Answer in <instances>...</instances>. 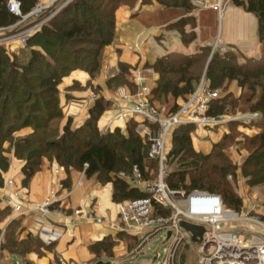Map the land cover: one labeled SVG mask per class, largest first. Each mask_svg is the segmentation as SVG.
I'll return each mask as SVG.
<instances>
[{
    "label": "trees",
    "instance_id": "16d2710c",
    "mask_svg": "<svg viewBox=\"0 0 264 264\" xmlns=\"http://www.w3.org/2000/svg\"><path fill=\"white\" fill-rule=\"evenodd\" d=\"M19 1L22 13L26 15L39 0ZM135 1L72 0L29 38L31 55L24 63L16 55H11L6 47L0 46V187L5 185L4 173L10 167V158L6 155L7 150L3 148V144L9 141L15 156L25 160L22 169L25 186L40 171L42 159L47 157L57 160L67 171L74 168L84 172L88 178L96 176L102 184L112 182L114 202L147 196L117 175L122 169L133 170L136 165L143 176H148L146 167H156L157 164L149 156V142L136 133L134 120L128 123L127 133L120 127L113 131H101L98 121L111 107L112 102L100 96L90 108V116L83 125L73 128L71 117L62 127L60 123L64 119L59 90L62 79L77 69L87 71L91 78L98 75L102 68L103 50L114 41L116 11L121 5H133ZM156 1L165 7H179L188 12L187 16L170 24L168 28L178 30L184 44L192 43L197 38V17L193 13L197 5L194 0ZM231 1L234 5L256 14L258 36L263 41L264 0ZM8 2L9 0H0V27L8 28L21 19L9 11ZM142 2L150 4L153 0ZM188 26L192 29L188 30ZM212 49V46H203L191 55L172 52L159 57L152 65L147 64L146 66L160 74L157 86L153 89L154 97L172 96L174 102L169 105L170 111H177L178 99L190 94L195 88V82L200 80L194 75H188V70L193 64L206 60ZM120 67L121 74L130 71L126 64L121 63ZM173 75L179 77L175 78ZM263 76L264 55L258 59L248 58L240 63L231 49L215 51L206 73V79L210 81L213 89L220 88L226 81H237L240 87L256 89L259 83L254 80ZM115 79H110L108 84L112 86ZM128 85L136 90L131 82ZM261 87L262 98L251 105V111L263 113L264 118V81ZM227 98L225 96L213 100L208 114L219 116L230 110L234 100L228 101ZM258 126L261 131L249 137L250 142L257 148L242 166L251 186L264 185V120ZM24 127H31L33 132L24 137H14L13 134ZM193 129L194 124L182 125L173 133L169 164L179 165L170 171L167 180L170 187L174 190L198 189L218 193L228 206L237 211L241 210L243 200L228 180L229 174H236V168L222 148L228 135L221 142L214 143L212 151L205 154L196 151L193 146ZM63 184L71 187L70 177ZM155 208L158 215H168L170 212L159 205ZM9 210L11 211L9 207L0 209V215ZM262 219L264 220V216ZM17 225L21 226L20 221H11L5 232L0 227V250L24 256L34 251L25 242L37 246L39 240L30 235L26 240L18 241L16 231L13 230ZM3 234L6 235L4 243L1 241ZM21 245H24L23 249H20ZM113 245L111 237L104 238L93 244L91 250L99 257Z\"/></svg>",
    "mask_w": 264,
    "mask_h": 264
},
{
    "label": "crops",
    "instance_id": "0c3cea01",
    "mask_svg": "<svg viewBox=\"0 0 264 264\" xmlns=\"http://www.w3.org/2000/svg\"><path fill=\"white\" fill-rule=\"evenodd\" d=\"M203 1L194 0L197 5L193 12L197 17V38L189 45L183 43L178 30L168 28L170 24L188 15L185 9L165 7L156 0L150 4L136 0L133 5H121L116 11L114 41L104 50L102 68L98 75L91 78L87 71L77 69L62 79L60 84L61 105L64 111L62 126L70 117L73 121V128L83 125L90 116V108L95 104L96 99L103 96L111 101L112 105L98 121L99 129L107 131L120 127L124 133H127V124L114 119L121 95L118 90H112L108 86V81L120 74L121 63L130 67L133 76L137 75L139 69L150 68L146 65L154 64L159 57L172 52L191 55L203 46L215 47L218 41L228 49L240 50L246 58H259L264 55V40L259 39L258 18L255 13L234 5L231 0H223L224 6L220 13L211 6H202ZM216 1L218 0L212 2ZM245 17L252 18L257 26V39L256 42L254 41V45L250 48H241L236 44H224L219 35L221 18L222 36L226 22V35L230 41H234L233 38L238 35L237 30L241 25L239 22ZM187 29L191 30L192 27L188 26ZM178 42H181V45ZM14 43L18 47L21 46L19 39ZM238 61L243 63L245 60L238 58ZM149 76L151 80L154 79L150 85L155 88L156 80L159 79L160 74L154 71ZM76 82L83 87L82 90L72 88ZM90 82H92V86L88 84ZM229 88L230 92L235 94L240 101L238 82H230ZM248 105L250 106V104ZM247 130L252 136L260 131L258 127ZM227 131L226 124H223L222 128L218 126L214 130L198 127L196 134L192 136L194 148L205 154L210 153L214 143L219 142ZM3 148L10 150L8 142L3 144ZM6 155L10 158V167L4 173V178L5 180L13 179L14 184L4 188L0 187V209L7 207L11 209L8 196L19 190L23 199V212L18 213L11 210L10 216L5 223L0 224V227L4 230L2 226L12 220H18L21 223L18 232L20 238L25 239L30 235L39 237L44 243L52 245L49 247L52 252L46 251V255L40 257L37 252L33 251L24 257L8 250H0V262L2 264H59L61 260H75L84 264L95 261L97 255L92 252L91 246L109 235L116 236L121 224L118 221L117 203L113 201V183L102 184L96 176L88 178L84 172L74 168L67 171L56 161L52 162L44 158L41 170L32 177L29 185L25 186L23 185L25 175L22 170L25 161L18 159L13 149L6 152ZM68 177L71 179V187H66L63 184ZM48 198L55 203L53 207H49L50 212L30 213L29 209L35 205L43 204ZM55 207L61 209L62 212L55 211ZM80 207H84L88 212L94 211L97 216L106 218V221L104 223L92 222L85 215L75 214V210ZM128 235L136 241V237ZM136 253L130 248V251L128 249L123 251L122 254L126 255L124 258L114 256L108 259L118 260L120 264H123L125 259ZM102 259L99 258L94 263L102 264L100 262Z\"/></svg>",
    "mask_w": 264,
    "mask_h": 264
},
{
    "label": "built area",
    "instance_id": "2783aa9c",
    "mask_svg": "<svg viewBox=\"0 0 264 264\" xmlns=\"http://www.w3.org/2000/svg\"><path fill=\"white\" fill-rule=\"evenodd\" d=\"M212 1L204 0L201 5L211 6L221 13L223 0L214 3ZM51 3L52 0H39L34 9L24 15L21 2L9 0L10 12L23 19L34 17L33 22L37 21L27 32L20 35L22 47L27 48L29 38L57 12L50 11ZM5 29L6 27H0V46L5 44L9 50L10 46L7 44L11 43V38L3 35ZM214 49L226 51L227 48L218 41ZM151 72H154L151 67L142 68L138 70L137 75L132 76L130 82L135 85L136 90L129 85L118 90L121 101L114 119L127 125L134 120L136 133L149 142V156L157 162L156 167H146L148 176H143L136 165L133 167V176H126L124 173V176H119L131 187L147 194L145 197L129 199L125 204L117 203L118 215L121 218L119 228L136 237L137 253H141L154 237L167 233L164 255L156 253L152 264H184L182 256L190 245L195 250L197 264H264V220L260 213H240L230 209L218 193L198 189L174 190L167 181L170 174L169 154L172 149L167 147V140L170 135L173 137L175 129L182 125L194 124L214 130L231 120L226 115L208 114L212 101L221 97L219 90L213 89L210 81L204 76L190 94L180 98L178 110L171 112L168 104L162 105L154 97V88L150 85L154 80L149 76ZM259 114H241L235 119L251 122ZM12 184L13 179L5 180L6 186ZM8 203L12 212H23L22 198L17 191L8 196ZM52 203V199L48 198L43 204L36 205L29 211L31 214L39 211L50 212ZM156 205L169 209V214H155ZM80 208L75 210L76 214L82 212ZM91 218L99 223L104 222L102 217ZM182 220L203 226V236H198V241H193V234L181 225ZM240 221H248L252 230L240 229ZM169 232L171 234L168 236ZM59 264L80 263L75 260H61Z\"/></svg>",
    "mask_w": 264,
    "mask_h": 264
},
{
    "label": "rangeland",
    "instance_id": "374dc122",
    "mask_svg": "<svg viewBox=\"0 0 264 264\" xmlns=\"http://www.w3.org/2000/svg\"><path fill=\"white\" fill-rule=\"evenodd\" d=\"M71 1L72 0H52L50 11H53V12L57 11V12L55 14H53L52 17L47 19L45 24L48 23L59 12L57 9H59L62 5H65V4L67 5ZM43 14L44 13H42V15ZM34 20H35L34 17L30 18V19H23L21 17V19L18 22H16L15 24L6 28L3 31L4 36H9L11 38V40H10L11 43L7 44L8 46H10L9 47L10 54L16 55L18 57L19 61L22 63H24L29 58V56L31 55V48L30 47L22 48L21 46L18 47L16 45L17 43L15 42L16 43L15 44L14 41L19 39L20 35L27 32L28 29H30L34 24H36L37 21L33 22ZM239 23L241 25H239L238 30H237L238 35L233 38L234 41H230L226 35V22H225L224 35L222 36V29H223L222 24L223 23H222V18H221V20L219 21V32H220L219 35L222 38V42L224 44H236V46H239L241 48H243V47H249L250 48L254 45L253 43H254V41L256 42V39H257V26L255 25V22L252 21V18L250 19L247 17L240 20ZM239 29H240V31H239ZM178 44L181 45V42H178ZM4 47H6L5 44H4ZM189 47H185V48H189ZM105 48H104V50H105ZM104 50H103V56H104ZM227 50H229V49L227 48L226 51ZM215 51H217V50H215L213 47V49L210 51L209 57L206 60H203L201 62L193 64L192 67L188 70V75H194L195 77L200 78V80L204 76L206 77L208 64H209V62L212 58V55L214 54ZM220 51H222V50H220ZM231 51H232V53L237 55V58H241V59L243 58L245 61L248 59L238 49L231 50ZM222 52H224V51H222ZM254 59H258V58H254ZM102 62H103V58H102ZM120 71H121V67H120ZM152 73L153 72H151L150 74H152ZM177 75H180V74H177ZM177 75H173V77L178 78L179 76H177ZM131 78H132L131 71H128L126 74H121V72H120V74L117 77L111 78V79H115L112 83V86H110L109 84H108V86L112 90H119L121 87L128 85V83L131 81ZM158 80L159 79H157L156 82H158ZM254 81L255 82L257 81L259 83V85L256 89H250L249 86L240 87V90H239L240 101H238V98L235 94L230 92V90H229L230 89L229 88L230 82L226 81L223 86L218 88L221 97L227 96L228 101L234 100L233 107H230V110H228L225 114H223V115L229 116L231 120L228 121L227 123H224L228 126V131L223 135V137L225 135H228V138L223 142L222 148H224L225 154L231 159L233 165H235V168H236L235 169L236 174L235 175L229 174L228 180L232 183V186L234 187L235 191L238 193V195L243 200L242 208L238 212H240V213L245 212V213H250V214L258 212L261 214V216H264V185L251 186L248 183V178L245 177V175L243 173V169H242V166L245 163L248 156L257 148L256 145H254L250 142L249 137H252V135H250L248 133L247 129L253 130L254 127H258L261 131V128L258 125H261V123H263V120H264L263 113L259 112L260 113L259 116L255 117V119L251 120V122H249L246 119H235L236 117H238L241 114H248L249 115L250 113H253L251 111V105L256 103L257 101H259L262 98L263 89L261 87V84L264 81V76L261 77V79L254 80ZM88 84L92 86V82H90ZM196 84H197V82H195V85ZM72 88L78 89V90L83 89V87L78 82H76L72 86ZM59 90H60V85H59ZM60 92H61V90H60ZM156 99L162 105H164L165 103L168 105H172L174 102L172 96H168V97L162 96V97L156 98ZM248 104H250V106ZM60 123H61V127H62V121ZM222 126H223V124L220 125L219 127L222 128ZM197 128H198V126L195 125V129H193V131H192V136L194 134H196ZM32 132H33V129L31 127H24V128L17 130L13 135H14V137L18 138V137L27 136V135L31 134ZM223 137L221 138V140L223 139ZM192 140L194 141V139H192ZM221 140L219 142H221ZM7 142H8L9 149H10L9 151L7 150V152H10L13 149V146L11 145V143L9 141H7ZM172 143H173V137H172V135H170L168 137V140H167V147L172 148V146H173ZM193 146H194V142H193ZM220 149H221V147L218 148L217 150H220ZM231 152H234V153H231ZM229 153H231V154H229ZM44 158H47V157H44ZM43 159H42V161H43ZM47 159H49V158H47ZM50 161H52V162L56 161L57 162V160H55V159L50 160ZM178 165H179L178 163L171 164L169 167V170L172 171V170L176 169L178 167ZM60 166H62V165H60ZM62 167H64V166H62ZM123 170L124 169L120 170L117 173V175L118 176H124V175L133 176L134 175L133 170H131V171L128 169H125L124 171ZM123 173H124V175H123ZM156 176L157 175H155V177ZM151 177L153 178L154 176H151ZM188 181H189V178H188ZM4 187H7V186L4 185L3 188ZM17 192L19 193V190ZM126 201L127 200H124L121 202H115V203H122V204L124 203L125 204ZM53 205H55V203L51 204L52 207H53ZM226 205L228 206L227 203H226ZM228 207L230 209H234L230 206H228ZM80 209H82V212L79 213V215H85L87 217V219L92 221V222H97V221L93 220L91 218V216H93L94 218H101L100 216H97L94 211H90V212L85 211L84 207H82ZM54 210L62 212L61 209H57L56 207ZM6 213H7V215H5ZM6 213L0 215V222H1L0 224L5 223V221L10 216L11 211L10 210L6 211ZM154 213L156 214V210L154 211ZM102 218H103V221L105 222L106 218H104V217H102ZM118 221L121 223L120 217H119ZM104 222H102V223H104ZM10 223L11 222L6 224L5 226L1 225L2 227H4V232L6 231V227ZM97 223H99V222H97ZM14 227H15V229L13 227L12 228H13V230L16 231L18 241L26 240L27 238L24 239V238H20L18 236L20 226L17 225ZM238 227H241L240 229L246 230V231L252 230L250 223L248 221L238 222ZM118 229H119V232L117 233L116 236L109 235V236L105 237V238L111 237L113 242H114V245L109 249V251L102 253L101 256H99V257L97 256L95 261H97L99 258H103L100 261V262H102V264H120V261L109 260L108 258L111 259L114 256L124 258L126 255L122 254L123 251L127 250V249L130 251V248L132 251L134 250V253H136L135 247L137 245V242L134 239H132L126 232H124L121 229V227L120 228L118 227ZM256 229H257V227H256ZM33 238L39 240V243H37V246L32 245V243H28V242H25V243H26V245H29L31 247V249L34 250V252H37V254L40 257H43L44 255H46V251L52 252V249L48 247L49 245L44 243V241L42 239H40L39 237H36V236H33ZM166 239H167V233H162V234L157 235L156 237H154L149 242V244L145 247V249L141 253H136L133 256L125 259L123 261V264H152V261H153L156 253H160V255H164L165 249L167 247V243H165ZM1 241H2V243H4L6 241V235L5 234L2 235ZM106 241L108 242L109 239ZM23 248H24V245H21L20 249H23ZM26 255L27 254H25L24 257H26ZM95 261H89L88 264H94ZM182 262L184 264H197L196 253H195V250L193 249V246L190 245L185 250V252L183 253V256H182ZM0 264H2V262H0ZM21 264H23V263H21ZM96 264H98V263H96Z\"/></svg>",
    "mask_w": 264,
    "mask_h": 264
},
{
    "label": "water",
    "instance_id": "95a60500",
    "mask_svg": "<svg viewBox=\"0 0 264 264\" xmlns=\"http://www.w3.org/2000/svg\"><path fill=\"white\" fill-rule=\"evenodd\" d=\"M181 225L189 232H191L193 235H192V240L193 241H198V236L201 238L203 236V233H204V227L203 226H200V225H197V224H194V223H191V222H188L186 220H182L181 221ZM171 233L169 232L168 233V236L170 235Z\"/></svg>",
    "mask_w": 264,
    "mask_h": 264
}]
</instances>
